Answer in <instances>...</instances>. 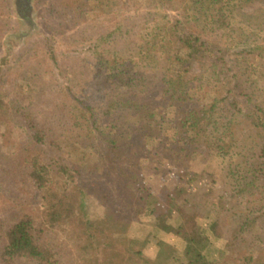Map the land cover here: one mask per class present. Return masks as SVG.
Wrapping results in <instances>:
<instances>
[{
  "label": "rangeland",
  "instance_id": "1",
  "mask_svg": "<svg viewBox=\"0 0 264 264\" xmlns=\"http://www.w3.org/2000/svg\"><path fill=\"white\" fill-rule=\"evenodd\" d=\"M31 4L29 24L22 9L25 19L17 15L15 0H0V96L9 113L18 109L5 121L0 114V233L24 221L45 255L43 260L17 257L14 264H179L175 258L180 239L153 232L154 214L141 210L147 207L146 200L157 210L166 208L171 190L165 187V174L172 184L180 170L187 175L177 178L183 191L172 204L207 236L204 253L220 264H242L248 254L252 264H264V135L242 117L253 101L264 103V50L250 51L255 41L264 40V31L257 30L264 0L232 8L225 34L212 30L214 24L200 23L206 44L218 47L210 58L192 55L183 78L195 94L200 85L204 92L210 82L211 92L204 97L215 98L218 104L212 120L232 121L231 128L223 130V143H217L220 148L208 140L198 148L188 145L182 153L175 151L171 123H163L161 132L151 137L147 130H134L141 121H128V110L121 112L124 119L119 121L103 111L119 92L129 99L137 92L138 99L157 100L153 102L157 105L158 71L150 70L142 46L144 39L156 35L158 47L152 52L163 54L169 37L166 28L187 14L194 16L183 10L187 0H32ZM217 58L225 62L222 73L213 71L211 63ZM224 62L218 61L219 68ZM117 65L122 68L119 73ZM22 66L30 70L26 87ZM235 76L241 86L221 101ZM105 79L109 81L104 83ZM220 80L225 82L222 95L212 92ZM88 105L103 109L96 112L97 130L89 128L84 112ZM190 105L187 102L182 109ZM172 110L162 107L157 113L169 120ZM113 127L111 146L98 130ZM120 173L137 174L140 186L122 190ZM66 192L75 206L78 199L83 202L80 212L52 222L47 215L50 195L56 200L54 194L63 197ZM109 209L128 220L124 229L107 218ZM215 222L216 233L210 229ZM160 241L171 244V251L159 258ZM219 250L226 253L221 257Z\"/></svg>",
  "mask_w": 264,
  "mask_h": 264
},
{
  "label": "trees",
  "instance_id": "2",
  "mask_svg": "<svg viewBox=\"0 0 264 264\" xmlns=\"http://www.w3.org/2000/svg\"><path fill=\"white\" fill-rule=\"evenodd\" d=\"M254 1L257 0H187V7L185 6L183 10L184 12L189 11L187 13H192L194 16L189 17L187 14V16H183V20L176 21L169 28L165 27V33L166 35H169V37L167 36L165 39L163 54H156L157 49L155 50L154 54L152 52V50L154 51V49L158 47V43L154 41L156 35H153L151 40L144 39L145 41L142 46L144 49L143 53L145 58H148L152 65L150 70L158 71V76H156L157 81L154 82L156 83L154 84V88H157L159 97L158 103L156 102L157 105L153 103L157 100L152 101L148 98H144L143 100L138 99L139 94L137 92L132 95L131 99L125 98L126 94L119 92L117 96L118 98L116 100L113 98L109 101L106 111H103L102 109L105 116L107 118L110 117L112 120L119 121L120 117L124 119V116L121 112L124 113L128 110L130 112V116L127 118L128 121L131 119L135 120L136 118L141 121V126L134 130H138V132H145V130H147V133L150 134L151 137L154 133L158 134L161 132L163 123H171L170 129L173 131L171 137L176 138V153L184 152L183 150L186 149V146L188 145H195V147L198 148L200 143H203L204 141L208 142V140L213 145V147L219 142L223 143V137L226 134V131L223 132V130L231 128L230 126L232 119H222L221 121L219 120L220 122H218L217 119L214 121L212 120V117L216 113L215 110L218 108V104L216 103L215 98L208 99L204 97L211 92V89H209L211 83L208 82V88L204 92H202V85H200L201 87L197 89L195 88L197 92H199V94H195L191 91H188V82L184 81L183 75L186 73V63L190 61L192 55H207V57L210 58L209 55L213 53V50H217L216 47H218L216 44H212L213 46L206 44V41L203 38L204 30L200 28V23L206 21L208 25L214 24L215 27L212 26V30L220 29V31L225 34L229 25L227 16L228 14L233 13L231 12L232 8L237 9L242 6V3ZM206 12L209 13L207 14ZM186 21L188 24H191L190 28H188ZM257 30L260 32L264 31V17L262 16L258 18ZM261 50H264V40L261 41L260 44L255 41L250 51L258 52ZM257 54L260 57L262 56V53L260 52ZM116 59H118V56ZM102 60L105 62L106 58H102ZM114 60L115 59H113V61ZM243 60H246V58L244 57ZM218 61L224 62L223 58H217V63ZM217 63H211L213 71L216 73H222V68H224L223 66L225 65V62L221 63V68H219ZM24 67L26 66L19 68L21 70V74H23V72L26 73L22 78L25 80V84L22 85L26 87V85H30L29 78L27 77L30 74V70L25 69ZM117 67V73L121 72V66L117 65ZM235 78L236 76L234 79H232L234 81L231 80L232 88L230 90H225V96L221 97V101L229 99L228 96H231V92H233V90L236 92V89L240 84L238 85L239 81ZM108 81V79H105L104 83ZM224 87V80H220L217 85H213L214 89L212 88V92L222 95V89ZM142 89L139 90L141 94L144 92ZM241 93L242 92L239 94ZM146 94L147 91H145L143 95ZM159 102H162V104H159ZM187 102L191 103L190 107L187 109H182L183 104ZM247 102H249V100H247ZM234 104L235 103H233V105ZM263 105L264 103L257 104L255 101H253V103L250 104V107L246 110L245 114L242 116L243 118L247 119V122L251 126L260 128L262 136L264 135ZM162 107L166 111L174 109V111L172 110L173 112L171 117H169V120L166 116H162L163 112L157 113ZM7 108V103L4 101L2 96H0V114L1 118L4 117V121L5 118H9V116L10 118H12L14 115L16 116L18 111V109H12L9 113ZM97 111H101L97 105L92 107L88 105L86 106V109H84V112L88 114V118L90 120V129L95 128V130H97ZM102 111L100 113H102ZM240 111L241 109H237L236 113H240ZM19 114L20 116H24L26 118L27 114L25 112L23 113L21 110H19ZM74 114L76 113L73 112L72 117H74ZM72 117H69V121ZM114 128L115 127L109 128L107 132H103V130L100 129L98 130V136H105L103 140L105 141V139H107L109 144L113 145L115 141L111 138L115 137ZM215 128L217 132L213 134V131L211 130ZM148 136L149 135H147V137ZM144 137L146 138V135ZM94 139H96V137ZM219 145L220 144H217L216 148H220L221 146ZM262 145L264 146V143H262ZM116 150L117 149L115 147L114 151L116 152ZM260 167L263 169V166ZM262 169L260 168V170ZM152 171L154 173L157 172V168H154ZM182 171L183 170L177 172V174L174 175L175 177H172V174L171 177L176 178L172 184L170 183V178H168V176L165 174V179L167 178L165 181V187L166 189L171 190V193L168 194L169 201L166 203L167 206L164 210L161 209L160 211L157 210V207L153 208L150 203L151 200H146V203H148L147 207L141 211L149 209V213L154 214L153 221L150 225L153 232H158L161 235L178 237L180 239L181 248L180 250H177L178 258H175L179 264H220L219 260L211 259L209 255L204 253V249L208 241L207 236L203 234L201 230L194 229V227L190 225L189 221L186 220V216H182V214L179 213L180 210L177 208L178 205L172 204V202L177 197H179L178 194L183 191V189L177 185L178 179H181L187 175V173L184 175V171ZM242 174L244 173H240V175ZM136 175L130 174L127 177L126 174H122L121 176H123V178L118 180V182H120L119 184L121 189H130L136 184L140 186V180ZM36 177L39 178L40 175H37ZM245 177L243 178L245 179ZM129 180H132V182L130 183ZM140 191L142 192V190ZM69 194L70 193L66 192L63 197H56L54 194L53 197L56 198V200H54L52 195H50L51 206L47 215L49 216V219L52 220V222H57L59 219L64 217L69 218L72 215H78V212H80L83 202L78 199V206H75L76 204L72 203ZM232 195L233 194H230V196ZM147 198H150L149 194H147ZM107 211V218L112 219L119 228L121 227L124 229L127 226L128 220L123 219V216H121L120 212L115 209H109ZM77 224L79 227H83L82 222L79 219H77ZM215 225H217L216 222L211 225L210 229L216 233L217 228ZM240 227H244V224H241ZM83 234H86L84 229ZM218 236H220V234H218ZM89 237H92V235L89 234ZM157 244L159 245V258L170 253L169 251H171V244L164 241L157 242ZM218 253L219 256L222 257L226 252L219 250ZM17 257H23L27 260L45 259L44 253H42L35 243L34 236L24 221L12 224L7 227L4 233H0V264H14L13 260H15ZM252 260L253 258L250 254L245 255V257L242 258V264H252Z\"/></svg>",
  "mask_w": 264,
  "mask_h": 264
},
{
  "label": "water",
  "instance_id": "3",
  "mask_svg": "<svg viewBox=\"0 0 264 264\" xmlns=\"http://www.w3.org/2000/svg\"><path fill=\"white\" fill-rule=\"evenodd\" d=\"M24 2H25V4H26V6L28 7V10L25 12V16H27L28 17V19H26L27 20V22L29 23V24H31V23H33L32 22V18H31V11H32V4H31V1L32 0H23ZM22 2V0H15V5H16V8H17V15L19 16V17H21V18H23V19H25V16L24 15H22L21 13H20V3ZM24 14V13H23Z\"/></svg>",
  "mask_w": 264,
  "mask_h": 264
},
{
  "label": "flooded vegetation",
  "instance_id": "4",
  "mask_svg": "<svg viewBox=\"0 0 264 264\" xmlns=\"http://www.w3.org/2000/svg\"><path fill=\"white\" fill-rule=\"evenodd\" d=\"M20 10L22 9L24 12H26L28 10V7L26 6L25 2L22 0V2L20 3Z\"/></svg>",
  "mask_w": 264,
  "mask_h": 264
}]
</instances>
